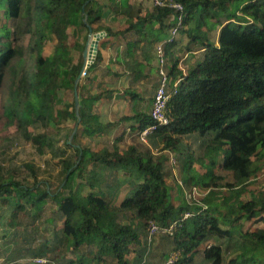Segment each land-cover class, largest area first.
<instances>
[{
    "label": "trees",
    "instance_id": "trees-1",
    "mask_svg": "<svg viewBox=\"0 0 264 264\" xmlns=\"http://www.w3.org/2000/svg\"><path fill=\"white\" fill-rule=\"evenodd\" d=\"M175 1L184 7V22L170 38L173 12L142 9L134 0H0L2 117L38 155L50 153L62 164L56 183L39 177L31 162L17 169L0 163V249L12 244L10 252L19 254L23 244L25 255L41 264H136L149 221L164 229L189 213L167 235L163 264L172 253L178 255L173 264H264V229L247 228L264 225V0ZM106 11L113 20L124 18L122 28L104 26ZM87 25L105 37L75 87ZM23 35L25 47L16 44ZM120 42L133 55L151 48L154 58L162 45L171 82L181 78L167 103V125L148 136L158 138L163 155L123 141L127 129L138 136L152 124L139 94L120 95L97 81L101 68L117 80L119 53L106 62L103 52ZM193 47L203 48L202 58L183 74L174 52L189 54ZM156 76L158 84L157 69ZM74 88L80 120L68 144L76 124ZM113 96L130 103L133 117L120 112L103 121L94 107ZM120 126L111 146L78 142L108 139ZM186 139L201 140L200 156ZM168 154L181 159L175 178L164 167ZM107 172L125 185L113 180V192H105ZM193 186L201 189L200 200L183 194ZM122 187L127 194L118 199ZM210 240L216 244L200 250ZM146 247L141 264L150 254Z\"/></svg>",
    "mask_w": 264,
    "mask_h": 264
},
{
    "label": "rangeland",
    "instance_id": "rangeland-1",
    "mask_svg": "<svg viewBox=\"0 0 264 264\" xmlns=\"http://www.w3.org/2000/svg\"><path fill=\"white\" fill-rule=\"evenodd\" d=\"M9 25L12 27V22L9 23ZM28 40L27 35H23L20 37L17 41L16 44L21 45L23 47L26 46ZM102 40V39H101ZM51 48V47H49ZM86 78V75L81 77ZM149 88V84L145 82L143 87H141V93L140 95L147 100L148 99V93L147 90ZM121 103V102H120ZM120 103H116L115 107H109V115L107 114V111L105 112V116L103 121L108 120H114L115 117L113 116L112 112H116L118 109H120ZM4 105V92L0 94V163L3 165L5 168H20L21 164L24 162H31L37 169V173L39 177H50L52 180H54L56 183V179H61L62 174H59L61 172L62 164L53 157L52 154L48 153L46 155L40 156L36 153L35 149L31 145V143L26 142L20 131L15 130L14 126H6L5 120L2 117V107ZM98 107H94V111H97ZM6 126V127H5ZM118 130L114 131L109 138L107 139V136L102 137L100 139H97L96 141H88V140H83V139H78V142L82 144H88L92 148H96L97 146H111L113 142V138L115 135H117L118 132H121V126L116 128ZM35 132H38V129L35 130ZM60 140H63L61 138ZM124 142L126 143H136L135 145L141 149L145 150L146 148L150 149L154 154L157 156H160L161 154L163 155L164 153H161V146L159 143L158 138L155 137H147L145 141L140 140V138L137 135H134L129 129H127L126 134L124 136ZM186 142L188 144V147L190 148V151L195 154L196 157L200 156L201 154V149L200 143L201 140H196L193 141V139H186ZM61 145V144H60ZM180 161L177 160L175 155L168 154L166 156V161H164V167L166 171L168 172L169 176L171 177H176V174L178 175V168L180 166ZM195 171H197L199 174L203 173V170L200 169V167L197 164H193L192 166ZM58 173V176L56 177ZM106 181L101 184V187L105 192L109 190V192H113L111 188L113 187V180H116L118 182V187L124 186L125 184L122 183V180L118 179L110 173H106ZM109 180V181H108ZM111 180V181H110ZM121 182V183H120ZM111 187V188H110ZM256 186H253L255 188ZM125 190V187H122L121 193H118V199L124 197L127 193ZM224 191V190H222ZM183 194L193 198L194 200H200L203 196V193L200 188L198 187H191V190L188 191L186 188L183 187L182 190ZM57 225H60V221L57 220ZM249 230H262L264 229L263 223H251L247 226ZM41 235L45 236L46 234L41 232ZM168 239V236L165 234H159L155 236L151 242H148L146 245L149 246L150 254L147 258L146 264H163V258L162 254L165 253L164 247L166 246V241ZM216 241H208L205 242L201 248H205L206 246H210L215 243ZM23 245V244H22ZM20 245V249L23 250V254L26 253V246L25 245ZM145 245V251L144 253L141 254V250L138 249L136 252V255H138L139 258L142 257V260L139 259L136 261V264H141V261L145 260L146 255H147V247ZM13 246L8 245L5 249V252L9 250V247ZM1 248V247H0ZM5 248V247H4ZM151 248V249H150ZM27 255V254H26ZM137 257V258H138ZM0 258H2V255H0ZM28 259L26 261L31 262L33 261L29 256H27ZM136 258V259H137ZM31 259V260H30ZM23 261V260H21ZM107 264H111L110 261L106 262ZM0 264H7L6 261L5 263L3 260L0 259ZM9 264H12L9 263Z\"/></svg>",
    "mask_w": 264,
    "mask_h": 264
},
{
    "label": "crops",
    "instance_id": "crops-1",
    "mask_svg": "<svg viewBox=\"0 0 264 264\" xmlns=\"http://www.w3.org/2000/svg\"><path fill=\"white\" fill-rule=\"evenodd\" d=\"M136 3V6L142 8V9H150L151 5L148 0H134ZM104 20V26L107 28V26L110 27L111 30H118L122 28L124 23V18H118L117 20H113V14L111 12L104 13L103 15ZM104 32V31H101ZM105 33V32H104ZM128 42H133L135 40L132 33H130L128 36ZM193 47L191 52L189 54H180L179 50H176L174 53L176 56H178V63L177 67L182 71L183 74H185L187 68L193 66L197 61H200L203 55V48ZM151 50V51H150ZM149 51H143V52H136V55H133L131 49L126 46L125 42H120L118 45H111L108 50H105L103 53V57L106 59L109 57H114L117 53H119L121 65L115 66L113 70L117 73V80L113 81V79H110V76L108 77L106 75L107 71L103 68H101L97 74H98V80L102 82V88L105 86L109 89L110 87L116 88L119 91V94L122 95L123 91L126 89H132L135 90L137 94H139L141 98L140 103V110L141 112H144L148 114L150 105L152 102V97L157 85V76H156V63L155 58L153 56V50L150 48ZM149 52V56H147V53ZM136 61V66H134ZM138 73H137V72ZM114 72V74H115ZM107 82V85L105 84ZM146 83L149 84V88L147 90L148 93V99L145 100L141 95V87ZM115 84V85H114ZM105 85V86H104ZM114 85V86H112ZM120 103V109H118L116 112H112L113 116L116 118L120 112L121 114L126 115L127 117H133L134 112L133 109L130 108V103L128 101H122V99H119V97L113 96L111 101H104L98 105L97 112L99 115L102 116L103 119L105 116V112L107 111V114L109 115V107H115L116 103ZM95 106V107H96ZM134 108V106H133ZM140 112V111H138ZM108 120V119H107ZM109 121H115L109 120ZM128 127H126L127 129ZM5 248L0 249V255H2L1 260L7 264H26L28 261H26L27 255L23 254L22 252H19V254L11 253V246L9 247V250L5 252ZM9 257H12L11 260H8ZM23 260V261H21Z\"/></svg>",
    "mask_w": 264,
    "mask_h": 264
},
{
    "label": "built area",
    "instance_id": "built-area-1",
    "mask_svg": "<svg viewBox=\"0 0 264 264\" xmlns=\"http://www.w3.org/2000/svg\"><path fill=\"white\" fill-rule=\"evenodd\" d=\"M152 7L167 8L170 9L175 18V22L170 29V38H175L178 32L181 30L184 22V7L180 2L175 0H148ZM162 45L158 44L155 46V58L157 62V73H158V84L154 91L152 102L149 109V116L152 119V124L142 130L138 137L140 140L145 141L146 138L154 131L157 127L167 125L168 117L166 115L167 103L170 97L176 94V86L180 82L181 78L171 82V78L168 76L166 69V59L163 53ZM85 70L82 72V76L85 75ZM191 214L185 213L182 218L175 223H172L168 228H159L153 221H149L146 227V238L148 242L159 235L165 234L171 236L176 227L181 225V222L186 218H189ZM178 258L177 253H172L167 259L166 264H173ZM34 263L41 264L45 261L43 259H34Z\"/></svg>",
    "mask_w": 264,
    "mask_h": 264
},
{
    "label": "water",
    "instance_id": "water-1",
    "mask_svg": "<svg viewBox=\"0 0 264 264\" xmlns=\"http://www.w3.org/2000/svg\"><path fill=\"white\" fill-rule=\"evenodd\" d=\"M89 1H92V0H88ZM87 3V2H86ZM84 23L86 22V16H84V19H83ZM88 27V34H87V39H86V42H85V46H84V49H83V52H82V61H83V64H82V68L74 82V85L76 87L77 83L79 82V80L81 79L82 77V72L84 69H87L95 60V56H96V53H97V47H98V43L101 39H103L105 37V33L104 32H97V33H93L91 28L87 25ZM73 96H74V106H75V116H76V124H75V127L73 128V131L69 137V139L67 140V143L69 144L72 140V137L76 131V125L77 123L79 122L80 118H79V115H78V107H79V104H78V101H77V93H76V90L74 88V93H73Z\"/></svg>",
    "mask_w": 264,
    "mask_h": 264
}]
</instances>
